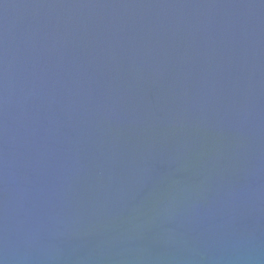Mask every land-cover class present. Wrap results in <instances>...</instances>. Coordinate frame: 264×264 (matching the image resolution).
<instances>
[{
  "label": "water",
  "instance_id": "obj_1",
  "mask_svg": "<svg viewBox=\"0 0 264 264\" xmlns=\"http://www.w3.org/2000/svg\"><path fill=\"white\" fill-rule=\"evenodd\" d=\"M0 264H264V0H0Z\"/></svg>",
  "mask_w": 264,
  "mask_h": 264
}]
</instances>
